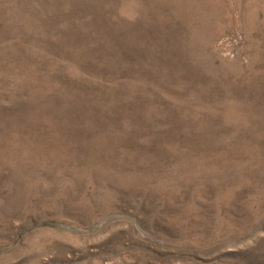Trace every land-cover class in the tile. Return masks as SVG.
I'll use <instances>...</instances> for the list:
<instances>
[{"label":"rangeland","instance_id":"rangeland-1","mask_svg":"<svg viewBox=\"0 0 264 264\" xmlns=\"http://www.w3.org/2000/svg\"><path fill=\"white\" fill-rule=\"evenodd\" d=\"M0 264H264V0H0Z\"/></svg>","mask_w":264,"mask_h":264}]
</instances>
